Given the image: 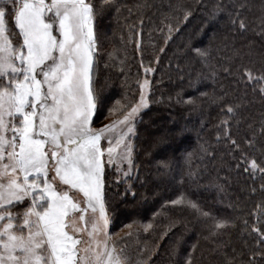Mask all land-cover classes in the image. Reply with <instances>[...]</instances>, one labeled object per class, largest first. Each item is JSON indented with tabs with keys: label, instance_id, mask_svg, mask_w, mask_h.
Segmentation results:
<instances>
[{
	"label": "snow or ice",
	"instance_id": "snow-or-ice-1",
	"mask_svg": "<svg viewBox=\"0 0 264 264\" xmlns=\"http://www.w3.org/2000/svg\"><path fill=\"white\" fill-rule=\"evenodd\" d=\"M108 10L120 11L116 0H0V264H147L159 248L157 242L146 259L143 247L133 256L126 251L127 245L118 248L108 231V185L123 182L125 194L135 196L130 183L137 175L133 138L136 120L148 107L151 86L150 79H143L136 103L124 106L117 101L120 106L109 109V114L119 113L117 118L93 126L102 104L94 87V64L99 56L95 22ZM247 10L243 0L231 4L218 0L210 7L209 17L226 14L234 30L247 32ZM191 14L186 7L183 20ZM168 28L173 30L171 25ZM259 35L264 37V11ZM188 47L193 63L200 65L190 69L188 87L206 97L200 87H207L205 81L211 80L215 91L220 74L213 62L212 45ZM112 58L114 53H109ZM251 63L237 65L235 73L230 66H222V70L237 75L251 87L253 97L258 95L264 102V66L256 69ZM154 71L143 66L145 74ZM220 88L222 94L213 97V102L222 104L225 116L217 125V141L223 136L229 154L239 152L245 171L264 180V112L258 127L257 122H248L247 133L237 138L233 122L239 131L242 105L254 99L229 102L223 85ZM183 102L195 106L196 97L188 95ZM182 132L176 130L177 135ZM199 148L202 155L186 153V168L175 175L169 161H159L162 174L181 186L194 183L198 174L192 168L193 159L214 156L209 147L201 144ZM107 169L115 174L114 180L109 179ZM260 187L264 190V183ZM168 203L193 210L207 233L203 239L212 245L208 251L214 259L209 264H264V227L259 226L264 223V207L260 204L253 223L242 220V232L253 237L252 244L245 241L239 252L231 247L229 255L230 242L222 237L235 227L233 220L205 211L183 191ZM174 226L175 222L166 226L160 239ZM142 227L148 232L153 225L149 222ZM170 256L175 258L173 264H203L207 260L198 243L191 244L184 254L174 247Z\"/></svg>",
	"mask_w": 264,
	"mask_h": 264
},
{
	"label": "trees",
	"instance_id": "trees-1",
	"mask_svg": "<svg viewBox=\"0 0 264 264\" xmlns=\"http://www.w3.org/2000/svg\"><path fill=\"white\" fill-rule=\"evenodd\" d=\"M217 2L116 0L120 11H105L95 22L100 51L94 64V87L102 98V104L94 116L93 126L116 119L119 113L109 114V109L136 103L141 93L139 84L145 78L151 81L149 106L136 120V135L133 138L137 175L130 183L135 196L125 194L126 185L123 182L110 183L106 189L110 199L111 234L117 247L127 245L126 251L133 256L143 247L146 249L143 258L146 259L159 243L158 250L147 264H173L175 258L170 256L171 250L178 247L180 254H184L193 243L205 249L207 260L203 264H209L214 259L208 251L211 243L203 239L207 233L195 218L193 210L168 203L181 191L205 211L234 221L235 227L222 237L230 242L227 249L229 255H232L231 247L239 252L245 248V241L249 246L252 244L253 237L242 232V220L253 223L256 205L264 207V190L260 187L264 180L259 178V174L253 177L245 171L246 165L239 158V152L233 150L229 154L230 146L223 136L217 141V125L225 113L219 101L213 102V97L222 94L220 85L228 93L226 100L229 102L254 99L253 103L242 105L240 115L243 121L239 131L233 122L232 131L239 138L247 133L248 122L255 121L258 127L264 102L258 95L253 97L251 87L246 86L237 75H226L222 66H230L234 73L237 65L249 64L250 60V66L256 69L264 66V37L259 35L264 0H243L248 5V10L244 12L250 24L247 32L234 30L226 14L211 19L209 9ZM223 2L231 4L233 0ZM186 7L191 9L192 14L183 20ZM169 25L173 29L171 32ZM209 44L212 45L213 62L220 69V74L215 91L211 80L205 81L207 87H200L201 92L208 94L201 97L199 92L188 87L190 69L200 67L198 63H193L188 46L205 48ZM161 48L164 50L160 51ZM236 51L240 56L234 55ZM109 53H114V58L109 59ZM143 66H151L155 71L145 74ZM188 95L196 97L195 106L183 102ZM117 101L120 105L116 104ZM177 129H182V134L177 135ZM220 131L222 133V129ZM201 144L209 147L214 156L193 159L192 168L198 174L194 183L186 182L181 186L170 175L162 174L159 161H169L172 175H175L186 168L183 159L186 153L202 155ZM254 155L259 161L260 153ZM107 174L110 180L115 179L111 169H107ZM149 222L153 228L144 232L142 226ZM171 222H175V226L160 239ZM129 224L131 228L125 227ZM259 226L264 227V223ZM215 259L222 260V257Z\"/></svg>",
	"mask_w": 264,
	"mask_h": 264
},
{
	"label": "rangeland",
	"instance_id": "rangeland-1",
	"mask_svg": "<svg viewBox=\"0 0 264 264\" xmlns=\"http://www.w3.org/2000/svg\"><path fill=\"white\" fill-rule=\"evenodd\" d=\"M99 51H100V49H98ZM142 91V90H141ZM150 92V89H149V91H148V93ZM148 93H147V99H148V106H149V95H148ZM139 95H141V93L139 94ZM140 98V97H139ZM139 100V99H138ZM148 108V107H147ZM147 108H144V109H142L141 110V112H140V114L142 113V112H144ZM140 114H139V116H140ZM138 116V117H139ZM138 119V118H137ZM110 121H112V120H110ZM109 120H107V121H105L104 123H102V124H107V123H109L110 122ZM102 124H100V125H98V126H94V127H100ZM111 220V219H110ZM108 231H109V233H111V222H110V224H109V226H108ZM101 238H103V237H101ZM112 239H113V241H114V237L112 236Z\"/></svg>",
	"mask_w": 264,
	"mask_h": 264
}]
</instances>
